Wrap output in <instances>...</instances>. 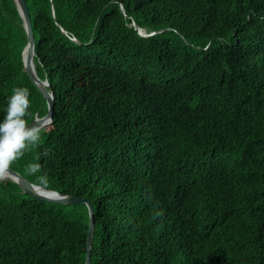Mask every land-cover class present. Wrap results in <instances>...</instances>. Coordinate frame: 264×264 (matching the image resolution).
Instances as JSON below:
<instances>
[{"label":"trees","instance_id":"16d2710c","mask_svg":"<svg viewBox=\"0 0 264 264\" xmlns=\"http://www.w3.org/2000/svg\"><path fill=\"white\" fill-rule=\"evenodd\" d=\"M26 3L54 123L10 168L92 204L91 264H264V0ZM26 44L0 0V119L27 87L28 124ZM89 223L0 178V264H86Z\"/></svg>","mask_w":264,"mask_h":264},{"label":"water","instance_id":"95a60500","mask_svg":"<svg viewBox=\"0 0 264 264\" xmlns=\"http://www.w3.org/2000/svg\"><path fill=\"white\" fill-rule=\"evenodd\" d=\"M20 16L23 20V25L27 34V44L23 50V62L25 71L36 89L42 94L43 98L47 102L48 111L43 117H36L32 122L28 123L29 126H36L40 130L52 126L54 123V107H55V96L51 90V85L48 80H42L36 70L35 66V37L33 32V26L31 22L30 12L26 3V0H14ZM135 29L138 31L139 35L142 37H149L158 32L147 34L143 29H141L136 23H133ZM62 32L67 35L66 31L59 25ZM162 32V31H159ZM77 44H81L78 40L74 39ZM8 179H11L17 183L23 190L24 193L28 194L32 198L47 202V203H57L64 205H73L77 203H84L87 205L90 216L89 231L87 238V255L86 264H91V253H92V243L95 232V221H94V208L92 204L86 199H80L76 196L61 194L56 191L46 190L42 186H37L31 183L23 175L16 172L15 170L9 168V174H6Z\"/></svg>","mask_w":264,"mask_h":264},{"label":"clouds","instance_id":"9594fccd","mask_svg":"<svg viewBox=\"0 0 264 264\" xmlns=\"http://www.w3.org/2000/svg\"><path fill=\"white\" fill-rule=\"evenodd\" d=\"M30 95L27 87H15L7 98L6 111L0 119V177L9 174L11 164L23 156L26 149L41 141L40 129L29 126L25 120L31 106ZM27 170L34 175L40 171V165L30 164Z\"/></svg>","mask_w":264,"mask_h":264},{"label":"bare ground","instance_id":"6f19581e","mask_svg":"<svg viewBox=\"0 0 264 264\" xmlns=\"http://www.w3.org/2000/svg\"><path fill=\"white\" fill-rule=\"evenodd\" d=\"M1 179H6L7 178V176L5 175V176H3V177H0Z\"/></svg>","mask_w":264,"mask_h":264}]
</instances>
